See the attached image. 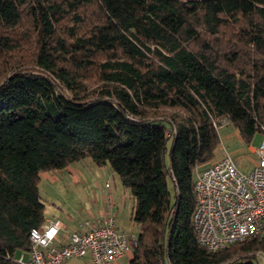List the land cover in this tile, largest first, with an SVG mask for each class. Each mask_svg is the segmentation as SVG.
Here are the masks:
<instances>
[{"label": "trees", "instance_id": "trees-1", "mask_svg": "<svg viewBox=\"0 0 264 264\" xmlns=\"http://www.w3.org/2000/svg\"><path fill=\"white\" fill-rule=\"evenodd\" d=\"M222 120L264 133V0H0V264L46 223L41 175L87 159L134 198L131 264H258L264 230L211 253L193 225Z\"/></svg>", "mask_w": 264, "mask_h": 264}, {"label": "built area", "instance_id": "built-area-1", "mask_svg": "<svg viewBox=\"0 0 264 264\" xmlns=\"http://www.w3.org/2000/svg\"><path fill=\"white\" fill-rule=\"evenodd\" d=\"M224 123L228 120L218 123L220 126L215 123V128ZM254 154L258 163L248 172L239 169L225 150L222 159L196 175L192 221L198 243L211 253L252 241L264 230V141ZM60 230V220L33 229L29 258L26 260L22 253L19 262L68 264L71 258L89 256L93 264H111L137 246V237L120 230L112 215L88 231L70 233L63 245L57 244Z\"/></svg>", "mask_w": 264, "mask_h": 264}, {"label": "crops", "instance_id": "crops-1", "mask_svg": "<svg viewBox=\"0 0 264 264\" xmlns=\"http://www.w3.org/2000/svg\"><path fill=\"white\" fill-rule=\"evenodd\" d=\"M262 134L264 136V133ZM263 141L264 138L261 142ZM255 148L250 147V152L254 154ZM51 173H43L41 176L53 183L62 182L64 178L66 188L71 187L75 193L74 205L59 203L58 213L46 217V222L50 220L61 222L57 244H66L70 233L88 231L93 226L100 225L106 217L111 215L115 217L116 225L120 230L138 237L139 227L132 220L134 198L130 191L122 186L109 165L99 167L87 159L69 166L64 171L55 172L57 176ZM21 255L22 253H18V256ZM132 258L133 251H129L111 264H131ZM67 263L93 264L89 256L71 258Z\"/></svg>", "mask_w": 264, "mask_h": 264}, {"label": "rangeland", "instance_id": "rangeland-1", "mask_svg": "<svg viewBox=\"0 0 264 264\" xmlns=\"http://www.w3.org/2000/svg\"><path fill=\"white\" fill-rule=\"evenodd\" d=\"M224 120L221 121V124ZM220 126V124H218ZM219 136H220V145L216 150V160H219L224 151L228 152V154L233 158L237 167L242 171H249L252 169L254 164L257 163V157L250 152V147H258L260 145L262 139L264 138L262 133H257L248 147L247 143L243 140V137L239 131V129L233 124H223L220 128H218ZM172 144V139L168 142V148L170 149V145ZM167 165L170 164V154L167 152L166 155ZM204 166L199 167V171L204 169ZM51 174H55L51 173ZM56 176L58 174H55ZM196 178V175H195ZM65 181V182H64ZM66 180L63 178L62 182L53 183L48 181L46 178L42 177L40 183V191L43 203L46 206L45 215L52 216L58 213L57 207H59V203H65L68 205H74V191L71 187L65 186ZM129 230V229H127ZM258 255V264H264V253L260 252ZM29 258L28 254H26L25 259Z\"/></svg>", "mask_w": 264, "mask_h": 264}]
</instances>
